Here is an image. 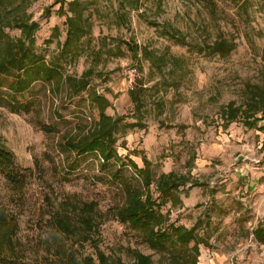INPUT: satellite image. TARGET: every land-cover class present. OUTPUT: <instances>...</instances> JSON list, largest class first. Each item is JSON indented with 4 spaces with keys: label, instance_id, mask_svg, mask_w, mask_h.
Listing matches in <instances>:
<instances>
[{
    "label": "rangeland",
    "instance_id": "374dc122",
    "mask_svg": "<svg viewBox=\"0 0 264 264\" xmlns=\"http://www.w3.org/2000/svg\"><path fill=\"white\" fill-rule=\"evenodd\" d=\"M56 1L30 0L26 8L40 23L37 51L105 94L112 102L109 115L130 117L118 126L120 158L104 162L98 150L78 155L68 145L99 119L86 92L72 94L66 85L56 91L36 81L24 94L35 101L30 112L0 104V144L13 153L21 173L17 186L7 171L0 172V206L17 223L15 252L6 253L0 264H62L52 247V237L61 236L56 220L68 215L77 222L88 204L95 205L92 235L110 259L132 264L139 251L151 255L153 264H172L168 254L151 249L143 233L117 216L126 205L124 181L143 199L150 192L159 195L156 182L146 188L128 163L131 158L143 167L142 157L152 162L155 181L170 171L190 179L176 192L180 201L161 208L162 225L190 228L204 220L197 233L210 246L200 245L197 264H264V244L253 236L264 224V119L253 128L242 121L226 127L223 117L229 103L245 105L264 90V0H142L139 8L127 9L125 21L116 18L118 0H90L91 32L81 54L66 60L59 58L66 16L56 14ZM6 31L20 35L18 29ZM218 39L229 51L210 54L207 46ZM128 43L139 45V59ZM130 91L141 95V112ZM136 121L143 128H123ZM257 181L259 192L253 189ZM61 239L79 256L97 259L95 242Z\"/></svg>",
    "mask_w": 264,
    "mask_h": 264
},
{
    "label": "trees",
    "instance_id": "16d2710c",
    "mask_svg": "<svg viewBox=\"0 0 264 264\" xmlns=\"http://www.w3.org/2000/svg\"><path fill=\"white\" fill-rule=\"evenodd\" d=\"M243 3L245 0H242ZM30 0H0V104L8 106L13 112L27 113L35 105L32 98H26L28 92L36 81H45L49 87L59 91L66 85L72 94L80 95L87 93L88 100L93 107L99 111V119L90 131L83 135H77L68 142L69 147L78 155L98 150L104 162L120 158L116 144L119 140V122L129 118L128 114L109 115L107 109L112 106L111 100L97 89L90 87L88 79L68 75L61 62L47 60L45 54L37 51L36 34L40 29V23L27 13ZM90 0H58L60 6L56 12L59 16H66V37L60 45L59 58L72 59L81 54L84 38L91 32L92 22L90 16L86 15ZM142 0H118L116 18L125 21L127 9H137ZM46 12L51 13L47 8ZM7 29H18L20 35L15 37L7 33ZM59 27H54L52 37H56ZM49 43L52 38L48 39ZM128 48L136 59H139L140 47L137 43H128ZM210 54H225L229 51V45L225 40L218 39L207 46ZM161 69V67L159 68ZM7 89L8 92H4ZM130 97L136 107V112H141L143 101L141 95L130 91ZM262 112V117L256 114ZM225 126L236 121L250 128L256 126L260 119H264V90L253 93V97L245 105L237 106L231 102L223 109ZM42 125V124H41ZM140 126L139 121L126 123L123 128ZM44 130L52 128L42 125ZM260 128L264 129L263 126ZM143 158V167H139L134 160L128 158V163L141 174L143 185L150 189L156 182L159 192L157 197L150 192L146 198L129 181H124L126 192V205L118 210V219L123 224H128L133 229L143 233L144 239L149 247L163 255L168 254L172 264H197L200 254V245L210 246L205 237L197 233V229L204 224L202 218H198L192 227L184 225L172 227L171 230L163 227L165 219L161 208L171 201L172 204L179 202L176 192L181 186L189 182L187 176L179 175L175 171L163 172L155 181L152 170V162ZM7 171L9 180L20 186L21 173L16 169L13 153L4 145L0 144V172ZM94 204L85 205L83 213L76 222L70 216L63 215L56 220L59 233L63 237L79 236L83 242H95L97 259L92 256L81 257L75 248L67 247L61 236L55 234L52 237V247L62 264H126L120 259H110L102 252L97 239H94L90 226L94 221ZM78 224V226L76 225ZM17 233V223L10 217L8 210L0 206V260L5 258L6 253L15 252L14 237ZM95 234V233H94ZM257 241L264 243V227H257L254 232ZM191 243H193L191 245ZM190 244V248L187 246ZM132 264H153L151 255L136 251L135 261Z\"/></svg>",
    "mask_w": 264,
    "mask_h": 264
},
{
    "label": "crops",
    "instance_id": "0c3cea01",
    "mask_svg": "<svg viewBox=\"0 0 264 264\" xmlns=\"http://www.w3.org/2000/svg\"><path fill=\"white\" fill-rule=\"evenodd\" d=\"M249 186L250 187H252L253 186V183L251 182V183H249ZM253 189H256L257 190V192H259V191H261V189H262V185H261V183L260 182H256V186H253ZM255 193V195H257L258 193ZM258 196V195H257ZM256 196V197H257ZM259 197H260V199H259ZM262 198H264L263 196H262ZM261 198V196H258V202H260V201H263V199ZM260 226V225H259ZM262 227H264V224H262L261 225ZM256 229H257V227H256ZM256 229H254V231H253V236H254V232H255V230ZM254 239H255V237H254ZM256 240V239H255ZM257 241V240H256ZM258 243H260V244H264V243H261V242H259V241H257Z\"/></svg>",
    "mask_w": 264,
    "mask_h": 264
}]
</instances>
